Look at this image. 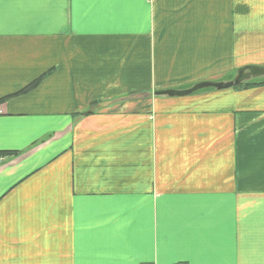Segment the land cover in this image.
<instances>
[{"label": "crops", "instance_id": "0c3cea01", "mask_svg": "<svg viewBox=\"0 0 264 264\" xmlns=\"http://www.w3.org/2000/svg\"><path fill=\"white\" fill-rule=\"evenodd\" d=\"M252 67L264 0H0V264H264Z\"/></svg>", "mask_w": 264, "mask_h": 264}, {"label": "water", "instance_id": "95a60500", "mask_svg": "<svg viewBox=\"0 0 264 264\" xmlns=\"http://www.w3.org/2000/svg\"><path fill=\"white\" fill-rule=\"evenodd\" d=\"M257 77H264V68L252 67V68H250L248 70V73L245 72L244 70H240V71H238L237 76H236V78H235V80H234V82L232 84L238 85L241 81L248 80L250 78H257ZM209 86H213V87H215L217 89H221V88L225 87V86H223L221 84L201 85L199 87L193 88L190 91H183V92H180V93L168 92V93H165V94L168 95V96H172V95L182 96V95H187L189 93L202 90V89L207 88Z\"/></svg>", "mask_w": 264, "mask_h": 264}, {"label": "trees", "instance_id": "16d2710c", "mask_svg": "<svg viewBox=\"0 0 264 264\" xmlns=\"http://www.w3.org/2000/svg\"><path fill=\"white\" fill-rule=\"evenodd\" d=\"M38 81H35L34 83H32L30 86H28L26 88L29 89V88H32V87H35L38 82ZM264 84V77L260 78V77H257V78H251L249 81L246 82V84H244L246 87H257V86H261ZM12 153H7V152H0V157H4V156H11Z\"/></svg>", "mask_w": 264, "mask_h": 264}]
</instances>
